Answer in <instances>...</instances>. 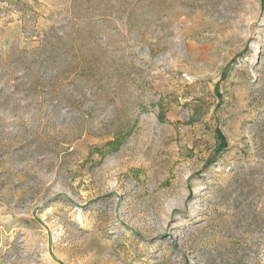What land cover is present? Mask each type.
Segmentation results:
<instances>
[{"label": "rangeland", "instance_id": "1", "mask_svg": "<svg viewBox=\"0 0 264 264\" xmlns=\"http://www.w3.org/2000/svg\"><path fill=\"white\" fill-rule=\"evenodd\" d=\"M0 264H264V0H0Z\"/></svg>", "mask_w": 264, "mask_h": 264}, {"label": "trees", "instance_id": "2", "mask_svg": "<svg viewBox=\"0 0 264 264\" xmlns=\"http://www.w3.org/2000/svg\"><path fill=\"white\" fill-rule=\"evenodd\" d=\"M224 75V72L222 73V77ZM215 137H216V140H217V146L215 148L216 152H220L222 151V149H224L226 147V142L223 138V136L221 135V133L219 131H216L215 132Z\"/></svg>", "mask_w": 264, "mask_h": 264}]
</instances>
